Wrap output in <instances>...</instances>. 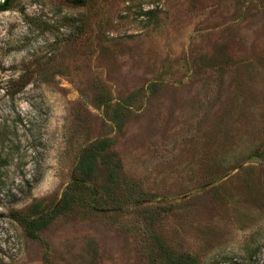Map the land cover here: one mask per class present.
I'll return each instance as SVG.
<instances>
[{
  "label": "rangeland",
  "instance_id": "374dc122",
  "mask_svg": "<svg viewBox=\"0 0 264 264\" xmlns=\"http://www.w3.org/2000/svg\"><path fill=\"white\" fill-rule=\"evenodd\" d=\"M101 140L121 187L86 183L29 237L19 217L57 207ZM90 184L110 188L104 208L89 207ZM167 256L264 264V0H11L0 11V264Z\"/></svg>",
  "mask_w": 264,
  "mask_h": 264
},
{
  "label": "trees",
  "instance_id": "16d2710c",
  "mask_svg": "<svg viewBox=\"0 0 264 264\" xmlns=\"http://www.w3.org/2000/svg\"><path fill=\"white\" fill-rule=\"evenodd\" d=\"M11 0H4L0 3V11H6L9 9V3ZM99 177H102L109 185H112V191L114 188L121 187V165L117 158V155L110 149V145L107 141L101 140L96 143L90 144L79 155L75 168H74V180L67 187L60 204L51 209L48 213L37 218L19 217L20 221L25 225L26 232L29 237L37 238L36 232L43 228L49 221H51L59 213L64 212L67 207L74 203L78 199V194L83 192V188L86 183H95ZM92 185V186H91ZM125 191H134L131 185L125 186ZM99 189V188H98ZM90 190L93 195L89 202V207L93 210L104 208L103 204H107V200L104 199L102 192L107 194L111 193L110 188L102 187V192L99 193L97 188L90 184ZM121 191V190H120ZM167 262L165 264H185V261L177 260L167 256Z\"/></svg>",
  "mask_w": 264,
  "mask_h": 264
},
{
  "label": "water",
  "instance_id": "95a60500",
  "mask_svg": "<svg viewBox=\"0 0 264 264\" xmlns=\"http://www.w3.org/2000/svg\"><path fill=\"white\" fill-rule=\"evenodd\" d=\"M3 1V0H0V2Z\"/></svg>",
  "mask_w": 264,
  "mask_h": 264
}]
</instances>
